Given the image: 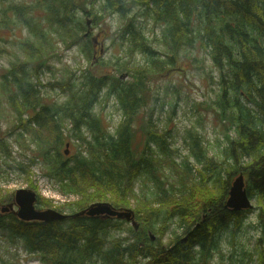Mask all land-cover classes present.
Segmentation results:
<instances>
[{
	"label": "trees",
	"instance_id": "trees-1",
	"mask_svg": "<svg viewBox=\"0 0 264 264\" xmlns=\"http://www.w3.org/2000/svg\"><path fill=\"white\" fill-rule=\"evenodd\" d=\"M7 12L34 36L23 43L25 59L2 74L5 83L13 86L8 100L17 120L8 131L19 130L14 137L17 144L27 147L26 136L36 144L30 161L18 163L19 169L33 186L32 168L44 162L46 173L63 192L88 202L112 200L108 202L115 208L130 205L138 223L137 229L133 225L127 229V236L109 241V232L120 229L124 219L68 212L63 219L44 222L0 215L1 229L14 242L21 240L27 253L44 264H90L95 259L101 264H215L223 232L229 231L233 242L249 211L224 206L229 184L239 173L247 181L248 198L256 199L257 222L264 233V0H35L8 4L1 21ZM106 13L127 19L118 35L119 46L122 52L141 55V62L131 65L119 57L107 72L91 66L103 43L91 29ZM148 21L153 27L151 36L143 28ZM52 33L69 37L66 46L79 43L90 64L78 75L71 73L49 83L66 93L61 103L43 102L40 97V77L52 53ZM196 47L204 51L211 68L218 70L217 75L209 74L219 88L210 104L235 130L234 137L224 136L228 141L219 163L203 150L200 137L187 131L193 162L199 166L190 156L178 162L169 154L174 151L169 131L152 120L156 107H149L148 84L150 78L173 69L183 49ZM188 58L198 61L200 56ZM197 64L201 73L208 74L203 60ZM105 88L120 110L121 119L113 132L93 111ZM166 88L176 90V86ZM138 134L143 136L140 142ZM67 141L74 150L66 155L61 146ZM0 149L5 156L10 154L5 139L0 138ZM165 163L176 174L174 179L173 173L164 175ZM138 178L146 190L135 191ZM12 196L0 187L1 204L9 203ZM72 205L80 206L81 201L68 204ZM201 212H206L203 219ZM170 224L174 228L164 243L162 237ZM263 246L262 238H257L251 252H242L245 257L240 263L264 264Z\"/></svg>",
	"mask_w": 264,
	"mask_h": 264
},
{
	"label": "rangeland",
	"instance_id": "rangeland-1",
	"mask_svg": "<svg viewBox=\"0 0 264 264\" xmlns=\"http://www.w3.org/2000/svg\"><path fill=\"white\" fill-rule=\"evenodd\" d=\"M34 1L35 0H0V14L10 3L31 4L34 3ZM96 5L98 4L96 3ZM136 7V5H133V8ZM36 16L39 17V20L42 18L40 10L36 12ZM3 17L4 21H1L0 16V138L5 139L9 143L10 154L5 156L2 149H0V187L4 194L7 193L13 196L17 188H30L36 193V206L39 209L53 208L60 212L63 211L64 213H77L79 210H85L91 204L97 203L96 201L98 200L88 202L80 195L63 192L60 184L46 173L44 162L38 163L32 168L30 178L34 183L33 186H31L30 182L26 179L25 173L18 167V163L25 165L30 161L32 156L31 150L36 149V144L30 143V138L27 136L26 143L24 142L27 144V147L26 145L17 144L14 142V137L15 133L19 130L16 129L12 132L8 131L17 124V120L15 118V109L12 107L10 100H8L9 95L12 94L13 86L10 83H5L2 74L4 70L11 68V64L19 63L25 59L27 52L24 49L23 43L25 40L29 41L34 39V36L16 16L14 17L7 12ZM126 22L127 19L120 17L117 13H106L100 23L91 29L93 34L97 33L101 43L103 42V50L95 58L96 64L91 65L98 72L112 70L114 68L112 64L117 61L119 57H123V61L127 60L131 65L142 61V56L139 54L135 53L136 55L133 56L127 51H121L118 35L121 27ZM143 28L145 29V33L151 36L153 30L151 22L148 21V23H143ZM159 29L160 27L157 26L155 31L159 32ZM85 33L86 31L83 33V36L88 38V33ZM46 39L47 36L45 37V40ZM49 39L50 42L52 41V45L49 48L52 53H50V57H46V66L42 69L40 77L42 85L39 86L40 97H42L43 102L50 101L61 103L65 100L66 93L62 92V90L57 87L50 86L49 83H53L59 78H67L71 73L78 75L90 64H88L86 57L82 54L83 48L82 46L79 47V43L66 46V42L70 40L69 37L58 38L54 33H52ZM62 40H64V42H62ZM155 48L161 49L162 47L155 44ZM194 55L200 56L198 61L189 60L188 57ZM101 60L105 62V65L100 64ZM202 60L206 64L205 71H208V74L201 73L198 67L197 63L202 62ZM211 67V61L208 60L204 51H200L198 47L193 50L183 49L180 54V61L173 69H169L164 73L160 72V74L148 80L150 86L149 107L152 105L156 107L152 115V120L158 127L165 128L169 131L170 142L174 150L169 154L174 156V159L178 162H182L185 160L186 156H190L189 160L195 166H199L196 162H193L194 157L191 156L189 150L191 139L187 131L189 134L192 133V137L194 134L200 137L198 140L199 144L202 145L204 151L206 149L207 154L212 156L217 163L222 160V150L228 141L224 136L226 134H228L230 138L235 136L234 126L231 125L227 119H223L222 116H219V110L214 104H210L216 99V94L219 92V88L212 83L213 79L209 75H217L218 70H216L215 67ZM122 72L125 76L128 75V71L123 70ZM120 73H118V75H120ZM167 85L176 86V90L167 89ZM161 106L162 109L160 108ZM207 106H209V108H207ZM93 111L101 115L103 122L108 126L110 132H113L121 119L120 110L118 109L115 97L107 96L106 88L102 91L99 101L95 104ZM143 119L144 121L147 120V113L144 115ZM68 127L70 128V123H68ZM83 130L85 134L88 133L86 129ZM142 140L143 136L138 134L136 136V141L140 142ZM67 142L69 143V141ZM68 147H70V149L69 151L67 150V154H70L74 150L72 145L69 146L68 144L67 147L64 145L61 146L62 149ZM4 160L5 163L3 164L2 161ZM169 165L170 164L165 163L163 173L164 175H167V172L173 173L172 176L174 179L176 174ZM141 189L146 190L147 188L142 185L141 179L138 178L135 183V191L139 192ZM13 196L9 203L14 202ZM102 197L104 198L106 196H101V198ZM110 198H114V196H110ZM43 200L45 205H42ZM45 200L48 203H46ZM79 200L81 201L80 206H68L69 203L73 204ZM108 201L112 200H107V202ZM7 204L8 202L3 204L0 203V215L10 214V209L2 211V207L7 206ZM48 204L49 206H46ZM251 204L252 207L249 208L247 216L242 221L241 228L237 232L233 242H231L230 232H223L219 252H215L213 263L241 264L239 259L245 257L242 252L252 251L257 238H262V243L264 245L262 226H259L257 222L256 212L258 204H256L255 197L251 198ZM16 208V204H13V209L16 210ZM126 208L132 209V206L129 205ZM204 213L206 212L200 213L201 219L205 217ZM134 220H136L135 215ZM130 227H132L131 221L124 220L120 229L109 232L107 237L108 240L111 241L117 237L127 236V229ZM172 228H174V224H170L169 228L166 229L162 237L164 243L168 241ZM14 240L15 239H11V236H9L6 230L0 227V264H44L35 254L27 253L21 240L17 239L15 242ZM94 259L95 258H92V260ZM90 264H101V261L98 260L97 262V259H95V261Z\"/></svg>",
	"mask_w": 264,
	"mask_h": 264
},
{
	"label": "water",
	"instance_id": "water-1",
	"mask_svg": "<svg viewBox=\"0 0 264 264\" xmlns=\"http://www.w3.org/2000/svg\"><path fill=\"white\" fill-rule=\"evenodd\" d=\"M88 32V31H87ZM87 32L85 34H87ZM102 48L100 49V52ZM121 77L123 74L120 75ZM68 146V142L65 144ZM67 149L65 154H67ZM247 181L242 173L237 174L228 189V195L224 206L232 210H242L252 207L251 200L246 194ZM37 200L36 193L30 188H17L14 192L12 203L2 207V211L11 210L19 219L23 221H53L65 218L67 215L53 208L39 209L35 206ZM16 204V210L13 209ZM86 213L91 216L111 215L120 219L131 221V224L137 228V222L134 220V212L130 208L116 209L109 202H97L91 204L87 209L81 210L74 215ZM204 218V217H203ZM202 218V219H203ZM153 238L154 236L151 235Z\"/></svg>",
	"mask_w": 264,
	"mask_h": 264
},
{
	"label": "flooded vegetation",
	"instance_id": "flooded-vegetation-1",
	"mask_svg": "<svg viewBox=\"0 0 264 264\" xmlns=\"http://www.w3.org/2000/svg\"><path fill=\"white\" fill-rule=\"evenodd\" d=\"M10 214H14L12 211L9 212ZM1 214V213H0ZM15 215V214H14ZM16 216V215H15Z\"/></svg>",
	"mask_w": 264,
	"mask_h": 264
}]
</instances>
